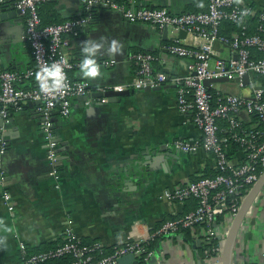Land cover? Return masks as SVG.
Returning <instances> with one entry per match:
<instances>
[{
  "label": "crops",
  "instance_id": "1",
  "mask_svg": "<svg viewBox=\"0 0 264 264\" xmlns=\"http://www.w3.org/2000/svg\"><path fill=\"white\" fill-rule=\"evenodd\" d=\"M115 1L131 8H166L172 14L206 9V0ZM243 1L254 8L264 7V0ZM200 3L203 7L197 6ZM0 9L4 10L0 18V70L24 74L34 67L24 37V18L15 12L13 0H0ZM39 15L47 23L88 17L84 30L70 38L65 50L74 64L69 76L73 81L87 82L89 98H72L68 117L57 111L52 115L51 131L61 155L57 182L47 175L50 166L40 128L41 104L28 101L19 108H10L5 126L0 117V137L7 143L0 160V179L5 177V188H0V264H21L19 244L38 247L62 241L67 230L76 239L97 241L104 247L121 245L146 230L152 232L168 218L190 211L186 202L165 201L164 190L215 170L212 158L202 150L187 155L171 148L177 139H200L191 114L177 110L173 85L165 84L160 90L131 87L136 64L130 56L137 52L152 54L157 72L168 76L186 74L188 60L166 50L177 40L191 47L186 36L170 28L163 34V30L150 25L126 22L109 10L87 11L81 0L42 4ZM256 25V19L251 18L248 31L256 33ZM229 32L230 28L222 24L221 33L229 36ZM260 34L264 36V30ZM101 37L106 39L102 41ZM114 39L123 44L122 55L108 54ZM86 40L100 45L97 62L116 61L113 67L101 69L97 79H86L80 73L84 57L81 46ZM229 55L228 48L215 44L211 66L218 58ZM17 86L28 90L34 88L35 82L23 78ZM223 87L210 84L209 89L229 93ZM114 88L128 94L117 97L115 102L98 97ZM241 93L247 94L245 90H239ZM140 168L146 173L138 178L136 171ZM2 190L10 193L12 213L1 202ZM223 239L217 240L221 248ZM203 247L200 228L189 230L188 239L180 231L157 242L153 264H207ZM231 251L234 264H264V190L247 212ZM209 264L216 263L211 259Z\"/></svg>",
  "mask_w": 264,
  "mask_h": 264
},
{
  "label": "built area",
  "instance_id": "2",
  "mask_svg": "<svg viewBox=\"0 0 264 264\" xmlns=\"http://www.w3.org/2000/svg\"><path fill=\"white\" fill-rule=\"evenodd\" d=\"M53 1L13 0L15 10L24 18V37L30 47L34 67L24 74L0 70V116L5 126L10 108H19L28 101L40 102V128L46 139V158L50 166L47 175L57 182L61 155L51 131L52 115L57 111L61 116L68 117L71 99L86 96L89 88L87 82L71 80L69 72L74 64L65 49L70 38L77 37L89 20L81 16L57 24L41 25L39 7ZM81 2L87 11L93 8L109 10L129 23L150 25L159 31L170 28L185 34L191 47L177 40L166 50L170 55L188 60L186 74L168 76L157 72L153 68V55L137 52L130 56L136 64L131 87L142 90L173 85L177 110L181 114H191L200 139H177L172 142L171 148L187 155L202 150L212 158L217 173L213 177H200L164 190L162 198L165 201L182 204L195 200V209L163 222L152 232L146 230L121 245L112 246L109 253L102 254L101 250L105 247L101 243L83 244L67 230L62 243L48 252L27 254L25 244H19L21 264H40L61 256H69V264H117L118 259L126 255L146 262L154 256L153 251L146 249L148 243L197 227L201 229L204 241L205 261L209 264L213 259L216 264H221V246L209 248V245L213 239L225 237L244 198L264 171V87L253 78L264 76V57L255 55H264V37L260 34L264 30V7L254 8L244 1L237 4L235 0H206V9L202 12L172 14L166 8H131L115 0ZM251 18L256 19V33L248 31ZM225 22L237 25L239 29L231 36H225L221 34V26ZM217 43L228 48L230 55L226 59L218 58L211 66L210 59ZM52 62L62 64L69 85L64 93L55 97L43 95L35 77L40 66ZM98 63L101 69H108L116 61L103 59ZM244 77H247V82ZM23 78H32L34 88H19L17 82ZM221 78H226L227 82L235 81L238 89L245 90L247 94L216 93L213 100L209 87L201 82ZM220 121L226 123V128H219ZM231 144H235L237 150L229 158L227 148ZM6 149L7 143L1 136L0 160ZM55 187L58 188L57 183ZM0 188H5L4 176L0 179ZM1 202L8 212L14 211L7 190L1 191Z\"/></svg>",
  "mask_w": 264,
  "mask_h": 264
},
{
  "label": "clouds",
  "instance_id": "3",
  "mask_svg": "<svg viewBox=\"0 0 264 264\" xmlns=\"http://www.w3.org/2000/svg\"><path fill=\"white\" fill-rule=\"evenodd\" d=\"M243 0H235V3H242ZM198 7H203L200 3ZM102 41L106 38L101 37ZM93 45V46H89ZM99 44H94L91 40L82 42L81 52L84 57L79 65L81 75L86 79H97L101 77V66L97 62L96 57L99 53ZM123 44L118 40H112L111 47L108 54L115 56L116 54L122 55ZM36 82L39 86L40 92L45 96L55 97L64 93L69 85L67 82V74L64 67L60 62H52L51 64L45 63L38 68L35 73Z\"/></svg>",
  "mask_w": 264,
  "mask_h": 264
},
{
  "label": "water",
  "instance_id": "4",
  "mask_svg": "<svg viewBox=\"0 0 264 264\" xmlns=\"http://www.w3.org/2000/svg\"><path fill=\"white\" fill-rule=\"evenodd\" d=\"M3 7H1V9H4ZM1 9H0V13L2 15H0V18H3L4 10H1ZM15 12L18 13L17 10H15ZM5 15H4V17H5ZM85 17L88 18L87 16H85ZM162 32H163V34H166L167 28H164ZM179 33H182V32H179ZM182 34L184 35L183 38H185V34L184 33H182ZM244 81L245 82L248 81L247 77H244ZM224 82H227L226 78L204 80L201 83L203 86L209 87L210 84L224 83ZM160 89L161 88L158 87V88L148 89V90H160ZM127 94H128L127 91L108 90V91H105L104 93H99L98 97L99 98H109V102H115L116 101L115 99L117 97L125 96ZM81 98L86 101V100H88L89 96L86 95V96L81 97ZM37 103L40 104V102H37ZM144 172L146 173V169H141V168L138 169L136 171V174H138V178H141L142 173H144ZM263 190H264V171L262 172V174L258 178L257 182L254 184V186L251 188L249 193L244 198L236 216L234 217V219H233V221H232V223H231V225L227 231V234L225 235V237L223 239L222 252H221V264H234V262L232 261V258H231V253H232L231 247H232L234 237L237 234V232L239 231L243 221L245 220V216H246L247 212L249 211V209L251 208V206L253 205V203L256 201V199L260 195L261 191H263ZM221 239H222V237H217L218 241H221ZM155 261H156V257L152 256L148 260V264H153V262H155ZM133 263L138 264L137 260L132 255L123 256L120 259H118V261H117V264H133Z\"/></svg>",
  "mask_w": 264,
  "mask_h": 264
},
{
  "label": "trees",
  "instance_id": "5",
  "mask_svg": "<svg viewBox=\"0 0 264 264\" xmlns=\"http://www.w3.org/2000/svg\"><path fill=\"white\" fill-rule=\"evenodd\" d=\"M93 12V11H92ZM40 16V15H39ZM41 19V25L45 26V25H51V24H57V23H61L63 21H58V22H55V23H47V22H44ZM225 26L228 28H230V35L237 31L239 29V27L237 25H233V24H229L227 22H225ZM222 34V33H221ZM263 36V35H262ZM264 37V36H263ZM256 57H264L263 54H255ZM254 80L259 83L260 85H262L264 87V76H254L253 77ZM208 92L209 94H211L213 100L216 98V92L208 89ZM219 128L221 129H224L226 128V123L220 121L219 122ZM237 150V146L235 144H231L228 148H227V156L229 158H232L235 154ZM217 172L216 171H207L203 176L201 177H213ZM197 179L199 178H192L191 181H196ZM186 205L188 206V210H193L195 209L196 207V201L195 200H188L186 202ZM187 213V212H186ZM177 217H170L168 218L167 220H173ZM218 220H220L218 218ZM182 233H184L185 237L188 239L189 238V230L188 229H183L181 230ZM161 239H154L153 241H151L150 243L147 244L146 246V249L147 251H153L155 250V246L157 244V242H159ZM81 243L83 244H92L93 242L95 241H83V240H80ZM62 243V241H55V242H47V243H43L41 245H39L38 247H28L26 246V253L27 254H36V253H43V252H48V251H51V250H54L57 246H59L60 244ZM219 246V243L217 241V239H213L211 244L209 245V248L211 247H218ZM111 250V247H105L101 250L102 254H106V253H109ZM204 248H202V252H203ZM97 253V252H96ZM146 253H144L142 255V257L145 255ZM70 262V257L69 256H61V257H55V258H51V259H48L46 260L45 262L43 263H40V264H69ZM144 261L142 259H139V264H143Z\"/></svg>",
  "mask_w": 264,
  "mask_h": 264
},
{
  "label": "rangeland",
  "instance_id": "6",
  "mask_svg": "<svg viewBox=\"0 0 264 264\" xmlns=\"http://www.w3.org/2000/svg\"><path fill=\"white\" fill-rule=\"evenodd\" d=\"M215 87L217 88L220 85H224V90L229 92V93H233V94H238L239 89L237 87V83L235 81H229V82H225V83H215L214 84Z\"/></svg>",
  "mask_w": 264,
  "mask_h": 264
}]
</instances>
